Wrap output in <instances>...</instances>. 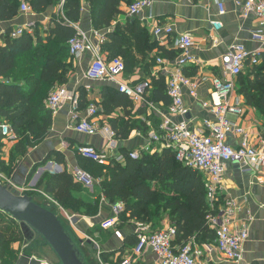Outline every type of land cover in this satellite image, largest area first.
<instances>
[{
    "label": "crops",
    "instance_id": "obj_1",
    "mask_svg": "<svg viewBox=\"0 0 264 264\" xmlns=\"http://www.w3.org/2000/svg\"><path fill=\"white\" fill-rule=\"evenodd\" d=\"M23 1L30 4V0H20V5ZM220 1L225 7L223 15L218 14L216 0H154L137 18L147 30L149 44L154 45L152 44L153 46L142 54H137L133 48L137 64L132 69L125 68L119 78L131 85L144 80L153 81L154 85L143 101H136L120 94L116 86L109 82L88 80L85 72L92 55L87 52L75 58L66 50L64 56L60 54L58 56L59 64L62 61L65 67H60L59 75L50 78L48 82L62 76L67 81L60 84L56 80L57 83L49 89L48 95L59 86H66L70 91H79L82 102L76 117L71 113L70 102L65 101L55 112L50 110L52 122L41 138L29 133L27 137L16 135L15 139L6 140L0 131V173L5 177L4 181L7 183L10 181L15 189L27 188L26 193H31L37 203L42 202L41 205H45L46 200L53 204L69 228L66 227L73 233L71 235L81 248L87 264H121L125 256L132 255L136 244V219L126 215L120 223L103 228L102 223L113 216V205L121 201L110 203L104 196L100 183H95L94 176L90 175L93 181L88 186L78 180L75 171L83 170L79 162L84 157L78 151L81 145H92L99 150H105L110 144V137L102 132L81 133L74 128L76 121L88 118L100 126H110L116 133L114 154L131 151L162 152L166 145L155 141L152 135L161 132L165 120L172 123L186 121L193 130L205 129L207 132L209 129L206 122L217 123L218 119L212 106L213 98L215 100L216 97L212 93L213 81L219 77L235 81L230 103L238 104L242 112L229 117L233 128L245 129L251 141L256 144L264 138V25L253 14L243 16L240 4L244 0ZM127 7V3L121 4L122 12L113 20L109 30L115 29L118 24L125 25L130 20L126 15ZM59 9L60 6L51 5L46 11L26 14L19 8L13 19L0 20V45L5 44L3 35L7 29H12L13 34L18 27L29 22L36 25L40 23L39 33L45 43L47 41L45 31L53 25L52 17L59 13ZM214 20L221 21L222 27L216 29L212 24ZM78 23L89 33L94 29L90 8L85 0ZM157 23L172 25L174 35L158 41L151 29V26ZM105 32L100 31V34L106 37ZM33 33L31 35H34ZM183 33L193 37L194 45L190 53L197 60L196 63L185 67L186 75L197 85L194 94L189 87H183V101L187 109L185 117L171 112L170 99L169 103L165 104L163 100L155 99L154 95L155 81L160 77L164 78L167 94L168 71L165 72L164 64H158L157 58H164L168 65L174 68L181 52L175 44L174 37ZM91 36L95 43L99 41L98 36L94 37L92 34ZM37 43L38 38L33 36L31 45L35 46ZM236 45H242L250 52H258L259 63L247 62L243 72L233 78L224 72L222 57ZM22 52L19 53L20 56ZM103 56L109 58L107 52L103 53ZM43 65L42 59L39 63V74ZM17 70L20 71V67ZM29 79L30 75L24 70L17 81L25 88L30 84ZM1 82L7 80L0 75ZM87 85L92 86L90 91L86 89ZM92 103L98 107V114L94 117H90L88 113ZM44 105L48 109L45 102ZM240 141L241 136L238 134L230 133L227 136V142L234 147H238ZM123 162L125 160L121 163ZM64 171L70 172L74 181L81 185L80 190L71 191L73 199L83 203L78 210L63 208L53 194L45 191L46 179ZM222 189L223 194L231 197L240 208L237 216L240 223H247L249 238L244 244L243 258L239 263L226 260L216 248L215 241L198 242L203 259L209 264H264V167L259 165L248 170L240 163H228ZM171 225L173 224L167 212L153 224V227L158 229ZM27 242L24 239L22 242L12 244V249L18 254L16 264H58L50 254L40 250L44 244L35 246V238ZM182 242L175 240L176 245ZM134 264L159 262L157 255L151 249H147L135 259Z\"/></svg>",
    "mask_w": 264,
    "mask_h": 264
},
{
    "label": "built area",
    "instance_id": "obj_2",
    "mask_svg": "<svg viewBox=\"0 0 264 264\" xmlns=\"http://www.w3.org/2000/svg\"><path fill=\"white\" fill-rule=\"evenodd\" d=\"M154 0H135L128 5L126 15L129 18H139L145 9L149 8ZM218 5V14L225 13V7L222 1L216 0ZM244 17L250 14L255 15L264 25V0H244L241 4ZM22 13H34L32 7L26 1L20 5ZM59 14L63 15V3L60 5ZM75 34L68 40L69 53L79 58L84 53H90L92 60L86 69L85 77L90 81H106L114 84L117 90L127 97L136 101H143L147 92L151 88L149 80L141 81L131 85L119 77L124 73L125 63L122 57L116 56L111 60L106 59L101 51V45L106 37L100 34L99 30L93 29L91 33L82 29L78 22H70ZM216 29L222 27L219 20L212 21ZM147 25V24H146ZM152 33L158 41L172 37L174 28L172 25H163L160 23L151 26ZM36 28V23L29 22L18 27L13 36H21L24 33L32 34ZM91 34L99 37L95 43ZM175 44L181 51L176 59V65L171 68L168 62L158 57L159 65L164 64L167 73V95L171 101L170 110L172 113L185 117L187 109L183 101V87H189L191 93L196 90V83L186 75L185 67L196 63V59L191 55L190 50L194 45L193 37L190 34L183 33L176 35ZM247 62L251 64L259 63V53L250 52L242 45H236L228 50L222 57V68L224 72L230 74L233 78L240 75ZM91 85L86 89L90 91ZM235 90V81L223 80L219 77L213 81V112L218 121L215 124L206 122L205 129L195 131L190 128L186 121L172 123L165 120L161 126L159 134L152 135L155 141H160L166 145V148L172 149L176 153L177 160L186 167H190L202 173L206 188V200L209 205L207 214V223L214 229L216 234L215 245L218 251L228 261L239 263L243 258L244 244L249 238V227L247 223L239 222L237 216L240 208L237 203L223 194L222 181L226 172L228 163H240L248 170L255 166L264 167V138L259 142L253 143L249 133L245 129H234L229 117L231 115L241 114L242 109L238 104L230 103V97ZM81 94L79 91H70L66 86L55 88L45 100L46 106L51 111H56L65 102L71 104V113L76 117L81 105ZM90 117L98 114V107L92 103L88 108ZM74 128L85 134H97L102 132L110 137V144L105 150H99L92 145H81L79 153L84 157L91 159L105 167L113 166L116 162L121 163L125 160V154H114L116 133L108 125L100 126L93 119H81L76 121ZM0 131L6 140L16 138L11 125L0 117ZM235 133L241 136L238 147H234L227 142V136ZM132 159H139L142 152L131 151L128 153ZM75 175L78 180L90 186L92 177L84 170L76 169ZM4 176L0 173V182L7 185L17 194L24 195L27 188H16L9 181H4ZM217 203H221L218 207ZM125 205L121 201L113 205V216L102 223L103 228H108L120 223V215L124 211ZM178 231L173 225L164 228L155 229L152 223L140 220L135 221L136 244L132 255L125 256L121 264H134L135 259L141 256L145 250L151 249L158 258L159 264H209L203 259V252L200 244L195 237H191L180 245L175 244Z\"/></svg>",
    "mask_w": 264,
    "mask_h": 264
},
{
    "label": "trees",
    "instance_id": "obj_3",
    "mask_svg": "<svg viewBox=\"0 0 264 264\" xmlns=\"http://www.w3.org/2000/svg\"><path fill=\"white\" fill-rule=\"evenodd\" d=\"M85 1L90 8L94 29L106 31V40L101 45L102 53L107 52L108 60L121 56L125 68L132 69L137 64L133 48L137 54H142L154 45L149 44L146 28L137 18H130L125 25L118 24L115 29L109 28L122 12L121 4L130 5L135 0ZM62 3L63 15H53V25L45 31V43L40 37V23L36 25L34 35L24 33L15 37L12 29H7L3 35L5 44L0 45V75L7 82L0 83V117L7 120L16 135L27 137L31 133L41 138L51 125V111L46 109L45 99L49 89L57 83L56 80L64 84L67 79L62 76L52 79V82L48 81L59 75L60 67H65L64 62L59 64L58 56H64L66 50L69 53L68 40L75 34L74 27L69 23L80 21L83 9V0H30V6L35 12L46 11L49 6H60ZM19 8L20 0H0V20L13 19ZM33 36L38 38L35 46L31 45ZM42 59L44 65L39 74ZM19 67L20 71L17 70ZM24 70L30 75V84L25 88L17 81ZM163 79L160 77L155 81L154 95L155 99H161L167 104L169 97L165 93ZM125 155V162H116L109 167L88 158H81L79 162L81 169L95 179H101L103 194L110 203H124L120 222L122 216L128 215L129 218L155 224L168 212L171 223L178 231L177 241H187L191 237L200 243L215 241V231L206 219L209 205L201 172L184 166L177 160L175 151L169 148L162 152H144L139 159L130 158L128 153ZM45 182V191L53 194L63 208L78 210L83 206L71 194L72 190H80L81 185L74 181L70 172L53 175ZM217 204L219 207L221 203ZM24 239L26 237L20 224L0 211V264L17 263V251L11 246Z\"/></svg>",
    "mask_w": 264,
    "mask_h": 264
},
{
    "label": "water",
    "instance_id": "obj_4",
    "mask_svg": "<svg viewBox=\"0 0 264 264\" xmlns=\"http://www.w3.org/2000/svg\"><path fill=\"white\" fill-rule=\"evenodd\" d=\"M0 211L20 224L26 242L37 234L52 247L62 264H87L79 245L57 214L33 196L20 195L0 182Z\"/></svg>",
    "mask_w": 264,
    "mask_h": 264
},
{
    "label": "rangeland",
    "instance_id": "obj_5",
    "mask_svg": "<svg viewBox=\"0 0 264 264\" xmlns=\"http://www.w3.org/2000/svg\"><path fill=\"white\" fill-rule=\"evenodd\" d=\"M97 182H99V183H101V179H95V183H97ZM44 201V200H43ZM40 202L41 201H39V203L38 204H40ZM42 203V202H41ZM44 203H45V205H46V207L47 208H49V209H51V210H53L56 214H57V216L62 220V222H63V224L65 225V226H67V224L65 223V221L59 216V213H58V210L56 209V208H54L53 207V204H50V202L49 201H44ZM41 205V204H40ZM45 205H42V206H45ZM122 219H123V216H122ZM68 227V226H67ZM69 228V227H68ZM67 228V229H68ZM68 231L70 232V233H72L69 229H68ZM73 234V233H72ZM75 237V236H74ZM34 238H35V246H38V245H41V244H44L45 246H43V248L42 249H40L42 252H46V253H48V254H50L51 256H52V258L55 260V261H57L58 262V264H61L60 263V259H58V257H57V254L54 252V250L52 249V247L50 246V245H48L46 242H45V240H44V238L42 237V236H39V235H37V234H35L34 235ZM33 238V239H34ZM75 240V239H74Z\"/></svg>",
    "mask_w": 264,
    "mask_h": 264
}]
</instances>
